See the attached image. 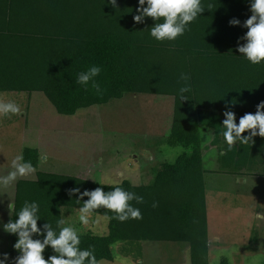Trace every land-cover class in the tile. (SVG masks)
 Instances as JSON below:
<instances>
[{
    "label": "trees",
    "instance_id": "1",
    "mask_svg": "<svg viewBox=\"0 0 264 264\" xmlns=\"http://www.w3.org/2000/svg\"><path fill=\"white\" fill-rule=\"evenodd\" d=\"M202 4L205 10L183 36L158 42L149 33L156 21L150 17L143 23L134 21L139 0H117L116 5L110 0H0V92H40L63 116L126 94L172 97L168 142L186 150L173 164H165L149 185L134 186L125 180L108 186L38 171L35 180L16 183V211L25 201H36L38 227L49 222L55 228L58 219L71 220L79 214L81 205L77 196L69 195L71 189L102 187L108 192L123 187L143 197L142 204L130 202L140 209L142 219L119 222L111 218L110 210L97 209L89 218L106 217L109 233L96 236L78 229L81 248L94 249L101 262L114 261L112 247L120 242L182 243L190 247L191 264H209L202 129L215 132L212 146L220 165L215 172L242 176L247 167L262 161L264 151L256 147L259 138H253H257L254 145L237 143L229 149L222 126L225 111L234 112L238 124L264 101V64L249 63L237 50L245 43L251 0H202ZM233 19L240 24L230 25ZM93 65L101 67L100 74L87 85L76 83L78 74ZM182 73L191 76L192 91L185 100L179 95ZM23 156L39 167L37 149L27 148ZM17 218L13 213L9 221ZM17 239L13 234L7 238V264L19 255L13 247ZM43 255L47 259L55 253L49 247Z\"/></svg>",
    "mask_w": 264,
    "mask_h": 264
},
{
    "label": "rangeland",
    "instance_id": "2",
    "mask_svg": "<svg viewBox=\"0 0 264 264\" xmlns=\"http://www.w3.org/2000/svg\"><path fill=\"white\" fill-rule=\"evenodd\" d=\"M0 99L15 101L21 108L18 114L0 117V175L11 170L12 159L25 149H37L40 154L35 173L17 182L35 180L39 171L108 186L125 180L134 186L149 185L165 164H173L186 151L167 143L172 97L126 94L74 116L58 114L40 92H0ZM202 137L205 143L203 129ZM256 147L264 151V143ZM216 160V149L204 153L209 264H264V215H256L264 210V179L217 173ZM16 183L0 190V254L7 253L10 233L3 225L11 218L8 205ZM78 215L66 223L96 236L109 233L106 217L94 215L82 225ZM217 237L220 243L214 242ZM112 251L114 261L100 264H191L182 243L120 242Z\"/></svg>",
    "mask_w": 264,
    "mask_h": 264
},
{
    "label": "clouds",
    "instance_id": "3",
    "mask_svg": "<svg viewBox=\"0 0 264 264\" xmlns=\"http://www.w3.org/2000/svg\"><path fill=\"white\" fill-rule=\"evenodd\" d=\"M110 2L116 5L117 0ZM139 6L137 9L139 14L134 16V21L137 24L143 23L146 17L156 21L149 33L158 42H172L183 36L189 25L205 10L202 0H139ZM250 10L252 15L244 22V27L248 29L242 38L245 43L238 46L237 50L249 63L260 65L264 64V0H251ZM229 23L237 26L240 21L233 19ZM101 70L97 65L89 67L87 71L78 74L76 83L87 85L100 74ZM181 80L184 84L179 89V95L181 100H185L188 99L185 94L192 91L190 74L182 73ZM20 112L21 108L15 101L0 99V117ZM223 115L225 119L222 136L229 149L237 143L252 144L253 138L257 135L264 137V101L257 105L254 114L246 113L242 116L238 124L234 112L225 111ZM245 132L249 135H242ZM10 167V171L0 175V190L13 187L19 178L30 176L36 171L31 161H26L22 153L12 159ZM69 195L78 197L75 201L81 205L78 208V220L82 225H87L89 217L100 208L110 210L114 213L111 218L119 222L142 219L140 209L130 202L142 204L143 197L123 187L118 186L108 192L102 187L83 192L79 188H73L69 191ZM85 197L87 200H84ZM156 206L154 203L153 207ZM8 208L10 216L14 213L15 217H18L3 225L5 232L18 237L13 247L19 255L13 264H100L94 249L80 247L81 236L78 229L74 225L66 224L64 219H58L55 228L49 222L38 227V221L41 220L38 202L25 201L19 211H16V205L11 200ZM256 215L260 218L264 215V210ZM34 237H42V239ZM49 247L55 255L45 259L43 254ZM8 261L7 253L0 254V264H7Z\"/></svg>",
    "mask_w": 264,
    "mask_h": 264
},
{
    "label": "crops",
    "instance_id": "4",
    "mask_svg": "<svg viewBox=\"0 0 264 264\" xmlns=\"http://www.w3.org/2000/svg\"><path fill=\"white\" fill-rule=\"evenodd\" d=\"M173 104H174V99H173ZM172 120H173V108H172ZM172 120H171V122H172ZM171 128H172V124H171ZM171 128H170V132H171ZM203 133L205 134V136H206V142H205V144H204V153L205 152H207V151H209L210 149H212L213 148V146H212V142L214 141V138H215V132L214 131H212V130H207V131H203ZM248 133V132H247ZM257 138H259L258 139V142L256 143V139L257 138H255V143H256V145L258 146V145H260V144H263L264 143V141L263 140H260V136H256ZM168 138H169V136H168ZM167 143H169L168 141H167ZM255 143H253V145L255 144ZM170 145V144H169ZM171 146V145H170ZM180 147H182V146H180ZM213 149H216V147H214ZM186 152V151H185ZM184 152V153H185ZM183 153V154H184ZM262 154V153H261ZM182 156V155H181ZM180 157V156H179ZM178 157V158H179ZM177 158V159H178ZM215 158H216V156H215ZM213 159V158H212ZM264 161V158L262 159V162ZM216 162H217V167L218 166H220L219 165V160H218V158H217V160H216ZM250 167L251 168H248L247 167V169L248 170H246L245 171V174L244 175H242V176H237L236 175V177H237V179L239 178H241V177H245V179H251V180H255V179H264V164L263 165H260V163L258 164H255V163H253V165H250ZM218 171V170H217ZM220 173V172H219ZM221 174H223V172H221ZM225 174V173H224ZM226 175H231V174H226ZM208 233H209V230H208ZM216 236H218V235H216ZM209 237H210V235H209ZM210 240V239H209ZM211 242V241H210ZM214 242H217V243H220L221 242V240H220V238L219 237H217V238H214ZM143 243H157V242H143ZM179 244V243H178ZM185 245V257H186V260H187V257L189 258V260H190V262H191V253H190V247L188 246V245H186V244H184ZM1 246V245H0ZM6 250V249H5Z\"/></svg>",
    "mask_w": 264,
    "mask_h": 264
}]
</instances>
